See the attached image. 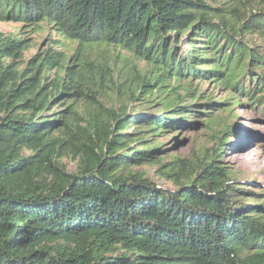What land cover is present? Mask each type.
Segmentation results:
<instances>
[{"label":"trees","instance_id":"trees-1","mask_svg":"<svg viewBox=\"0 0 264 264\" xmlns=\"http://www.w3.org/2000/svg\"><path fill=\"white\" fill-rule=\"evenodd\" d=\"M263 6L0 0V22L46 24L76 46L70 57L47 50L24 63L28 46L0 37V264H264V193L239 187L221 163L255 144L245 128L216 129L213 118L230 116L240 97L264 117ZM101 46L150 67L152 83L147 74L129 81L148 108L99 103L98 90L116 81L85 61L86 49ZM87 65L95 71L86 77ZM169 81L186 83L184 97L165 91ZM193 81L232 99L185 103ZM156 99L160 108L147 111ZM189 117L213 130L210 149L159 156V135L199 126ZM144 166L174 190L137 171Z\"/></svg>","mask_w":264,"mask_h":264},{"label":"rangeland","instance_id":"rangeland-1","mask_svg":"<svg viewBox=\"0 0 264 264\" xmlns=\"http://www.w3.org/2000/svg\"><path fill=\"white\" fill-rule=\"evenodd\" d=\"M38 27V29H35L32 26L20 23L0 22V37L15 38L28 46V49L23 53L24 63L36 55H42L47 50L62 53L66 57L74 54L76 47L74 43H69L61 38L46 24H39ZM257 43H260V41H257ZM85 61L102 69H110L116 77V81L111 85L110 90L105 86L98 90L97 100L99 103L106 108L116 110L120 109L124 104L128 105L131 111H139L149 107L143 105L145 90L132 94L133 88L129 86L131 79H140L145 74H147L146 77L148 76L150 83H152L155 77L154 74H149V66L144 63H137L120 49L102 46L86 49ZM94 66H85L86 70L84 73H90L86 77L94 74ZM123 80H125L124 85ZM154 84L155 82L152 85ZM103 85L106 84L104 83ZM164 85H166L165 91H169L171 96L184 97L186 83L169 81ZM193 95H200L201 101L206 98H213L215 102L232 99V97L224 93L222 88H217L213 84L208 85L207 82L198 81H193L190 85V95L185 97V103H190V100L194 97ZM157 101V99L154 100V105L147 111L156 112L160 108V103ZM228 102L231 104L232 100H228ZM185 103L182 105L185 106ZM244 104L243 97H240L239 104L233 107L230 116L219 112L214 113L213 118L218 121L214 124V128L217 129L219 127L221 129L225 122L228 125L235 124L237 128L240 127V131L244 128L249 131L251 135L249 141L255 146L241 154L224 153L221 163L230 170L233 181L237 182L239 187L255 194H262L264 193V117L262 112L258 110L259 107L252 110ZM189 118L199 124L196 129H190L185 132L183 130L176 131L175 135L172 133L166 136H158L159 144L157 145L163 148V152H160L159 156L168 155L172 159H196L205 149H210L211 137L214 135L213 130L203 128L204 118ZM64 163L69 172H74L75 166L72 161L65 160ZM156 169V166H144L137 169V171H145L147 177L159 187L174 190L170 182L156 175Z\"/></svg>","mask_w":264,"mask_h":264}]
</instances>
